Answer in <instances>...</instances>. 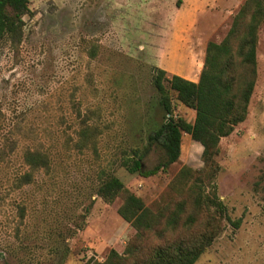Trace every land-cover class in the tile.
Returning a JSON list of instances; mask_svg holds the SVG:
<instances>
[{"label": "rangeland", "instance_id": "1", "mask_svg": "<svg viewBox=\"0 0 264 264\" xmlns=\"http://www.w3.org/2000/svg\"><path fill=\"white\" fill-rule=\"evenodd\" d=\"M245 1L31 0L21 34L0 41V264H92L112 248L124 253L137 230L119 214L122 197L99 195L109 175L155 212L187 197L191 181L179 173L204 168V147L189 134L179 159L155 175L123 161L165 120L155 68L198 81L207 43L223 40ZM171 97L174 116L193 122L196 111ZM28 152L47 154L49 167L30 168ZM163 157L154 148L144 164ZM216 160L212 186L228 219L195 264H264V23L248 116L221 138ZM156 242L149 234L145 245Z\"/></svg>", "mask_w": 264, "mask_h": 264}, {"label": "trees", "instance_id": "2", "mask_svg": "<svg viewBox=\"0 0 264 264\" xmlns=\"http://www.w3.org/2000/svg\"><path fill=\"white\" fill-rule=\"evenodd\" d=\"M30 2L0 0V41L21 34L23 17L30 11ZM263 23L264 0H246L223 40L207 43L198 81L178 74L168 76L165 69L155 68L153 83L160 94L165 120L149 134L144 151L134 149L133 155L137 158L127 157L123 165L142 176L166 170L179 159L186 133L204 147V168L192 171L184 167L177 180L182 184L191 181L187 197L178 200L173 208L157 212L131 192L122 179L115 175L106 177L99 186V195L108 201L122 197L119 214L136 228L137 233L124 253L112 248L104 261L92 264H195L212 245L220 221L228 219L227 207L217 188L212 186L220 169L216 158L220 153L221 138L229 136L248 116L257 79V46ZM171 91L183 104L196 111L193 122L174 116ZM154 148L162 150L164 157L153 168H147L144 160ZM25 162L32 169L46 168L49 167V156L43 152H28ZM207 183L211 184L209 192H206ZM204 214L206 216L201 217ZM232 223L238 227L240 222ZM198 225L201 228L194 229ZM179 228L186 233L166 238L168 233ZM149 234L157 239L152 246L145 245Z\"/></svg>", "mask_w": 264, "mask_h": 264}, {"label": "crops", "instance_id": "3", "mask_svg": "<svg viewBox=\"0 0 264 264\" xmlns=\"http://www.w3.org/2000/svg\"><path fill=\"white\" fill-rule=\"evenodd\" d=\"M187 78H188V76H187ZM188 79H190V78H188ZM191 80V79H190ZM194 81V80H193Z\"/></svg>", "mask_w": 264, "mask_h": 264}]
</instances>
